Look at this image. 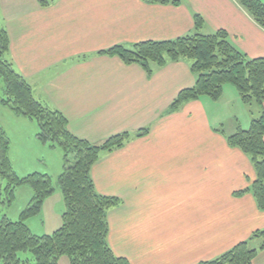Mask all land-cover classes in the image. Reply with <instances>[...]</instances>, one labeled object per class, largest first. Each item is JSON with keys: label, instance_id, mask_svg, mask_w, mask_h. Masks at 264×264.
Returning <instances> with one entry per match:
<instances>
[{"label": "crops", "instance_id": "0c3cea01", "mask_svg": "<svg viewBox=\"0 0 264 264\" xmlns=\"http://www.w3.org/2000/svg\"><path fill=\"white\" fill-rule=\"evenodd\" d=\"M196 15L204 21L202 34L226 31L249 59L264 58V28L237 0H181L179 5L53 0L47 7L38 0H0L1 24L10 38L7 57L35 98L61 113L69 130L93 145L125 132L134 136L103 154L91 173L99 194L119 200L108 214V242L115 255L130 264H199L250 241L259 250L253 264H264L263 241L251 240L264 230V212L251 193L239 194L256 180L254 166L227 141L256 119L249 111V122L242 124L238 117L249 105L224 87L222 103L226 97L233 101L228 105L236 122L229 133L208 96L168 114L179 93L196 84L191 61L155 66L148 76L139 65L100 54L194 34ZM12 116L0 127L10 138L14 170L21 176L39 172L52 177L46 157L56 149L39 141L34 121ZM144 129L149 133L135 138ZM30 152L36 160L27 165ZM56 169L60 173L62 166ZM64 210L62 192L53 193L30 219L34 227L39 222L36 230L29 224L32 232L52 234Z\"/></svg>", "mask_w": 264, "mask_h": 264}, {"label": "trees", "instance_id": "16d2710c", "mask_svg": "<svg viewBox=\"0 0 264 264\" xmlns=\"http://www.w3.org/2000/svg\"><path fill=\"white\" fill-rule=\"evenodd\" d=\"M42 7L53 0H38ZM152 4L173 3L181 0H146ZM238 4L262 28H264V1L237 0ZM204 21L195 16L196 32L169 41H148L132 48L116 46L101 55L119 57L126 65L141 66L148 76L154 67H165L169 62L191 61L196 84L183 90L173 101L168 114L184 104L208 96L218 101L227 84L233 85L246 105H264V58L249 59L230 41L226 31L211 35L201 33ZM10 38L0 19V79L3 80L1 104L16 114L36 121L40 132L39 141L47 139L63 155V168L58 177L65 210L61 226L48 235H36L28 221L40 214L45 200L55 189L52 177L39 172L19 177L9 156L10 138L0 128V205L7 201L11 206L19 187L29 186L33 196L29 206L18 220L8 216L0 219V264H60L63 257L70 264H130L115 255L108 242L109 211L119 205V200L99 194L96 190L92 169L105 153H111L129 143L134 136L125 132L114 135L101 145H93L76 137L69 130L67 119L58 111L39 102L32 87L8 59ZM149 133L140 131L135 138ZM228 144L250 157L256 180L243 193H251L259 210L264 212V113L252 121L249 129H239L227 138ZM6 185H2V181ZM4 197V198H3ZM262 239L264 230L253 234L251 240ZM250 241L240 243L219 258L199 264H253L259 250L250 247ZM29 252L31 258L20 253Z\"/></svg>", "mask_w": 264, "mask_h": 264}, {"label": "rangeland", "instance_id": "374dc122", "mask_svg": "<svg viewBox=\"0 0 264 264\" xmlns=\"http://www.w3.org/2000/svg\"><path fill=\"white\" fill-rule=\"evenodd\" d=\"M3 86H4L3 80L0 79V124H5L9 120H14L12 118L14 116H12V115H14V114L18 115L15 112H13V110H11L10 108L5 107L1 104V99L3 97ZM226 86H229L232 89H234L236 92H238L237 89L233 85L227 84ZM222 97L218 101H214V100H212V101H214V103H217V106L215 109L217 111H219L221 114H223V118L226 119L225 130L227 133H229L233 130V128H234L233 125L236 123L233 120V118H230L231 112L229 110L232 108V106L228 105L229 103H231L233 101H231L228 97H226L225 98L226 100H225V102H223L224 103L223 104L222 100H221ZM239 105L242 106L243 104H239ZM242 107H243V108H241L242 112L240 111L239 114H238V111L235 112V115L238 114V117L240 118L242 124H245L244 122H249V120H250V114L249 113L253 114V118H258L261 114V113H259V112H261V106L256 104V103H253L247 107L246 106H242ZM235 108L237 110H239L238 106H236ZM248 111H249V113H248ZM34 122L36 123V126H37V135H38L40 132L39 125L36 121H34ZM29 131H32V130L29 129ZM41 143L48 144L51 147L55 148L53 146V143L50 142L49 139H47ZM33 145H35V144H33ZM33 147L34 146H32L31 148H33ZM55 149L58 150L59 152L57 153L56 150H53V152L51 154L47 155L46 161L48 162V164L50 163L49 171L51 172L50 174L53 177V179H52L53 180V187L55 189L54 194H59L61 189H60V186L58 184V177H59L61 172L58 173L59 171H57L56 168H57V165L59 168H61V166L63 168V155H62V151L60 150V148H55ZM29 155L32 156V158L30 160H26L25 163L27 165H32L36 160L35 159L36 154H34L33 152H30ZM61 163H62V165H61ZM19 177H23V176L19 175ZM1 181H2V185L5 186L6 181H4V180H1ZM32 196H33V192L29 186L19 187L17 189V192H16V199L11 206H8L7 201H5L4 204L0 205V219L3 218L4 216H8L12 220H18V218L20 217V214L23 212V210H25L29 206ZM38 223L39 222H37V220H36L35 221V227L36 228L38 226ZM28 224H30V226L33 230H36L34 227V222H30V220H29ZM52 232H54V231H52ZM256 245H257V242H255V246ZM20 256L24 259L31 258V254L29 252L20 253ZM60 264H70V262H69L68 258L63 257L60 260Z\"/></svg>", "mask_w": 264, "mask_h": 264}]
</instances>
